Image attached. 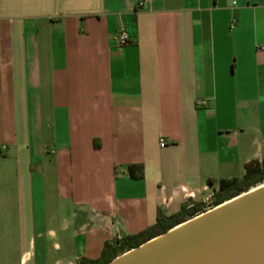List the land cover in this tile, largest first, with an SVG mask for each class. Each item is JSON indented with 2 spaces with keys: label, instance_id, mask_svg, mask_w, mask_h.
Wrapping results in <instances>:
<instances>
[{
  "label": "crops",
  "instance_id": "0c3cea01",
  "mask_svg": "<svg viewBox=\"0 0 264 264\" xmlns=\"http://www.w3.org/2000/svg\"><path fill=\"white\" fill-rule=\"evenodd\" d=\"M263 160L264 0H0V264L98 261Z\"/></svg>",
  "mask_w": 264,
  "mask_h": 264
},
{
  "label": "water",
  "instance_id": "95a60500",
  "mask_svg": "<svg viewBox=\"0 0 264 264\" xmlns=\"http://www.w3.org/2000/svg\"><path fill=\"white\" fill-rule=\"evenodd\" d=\"M108 264H264V184Z\"/></svg>",
  "mask_w": 264,
  "mask_h": 264
},
{
  "label": "trees",
  "instance_id": "16d2710c",
  "mask_svg": "<svg viewBox=\"0 0 264 264\" xmlns=\"http://www.w3.org/2000/svg\"><path fill=\"white\" fill-rule=\"evenodd\" d=\"M136 171V174H133ZM130 177L141 178L142 167L133 166L129 168ZM264 183V164L256 161L250 162L244 166V175L240 179H232L230 181H220L218 190L212 194L211 205L212 209L235 198L249 190L256 188ZM208 185H211L208 181ZM203 204L191 205L183 207L177 214L164 218L161 215L157 216L156 223L153 227L133 236L125 237L121 240H116L106 243L102 249L101 257L98 261L81 260L79 264H108L117 255L137 248L143 243L167 233L176 226L204 213ZM158 233V235H155ZM105 261V262H104Z\"/></svg>",
  "mask_w": 264,
  "mask_h": 264
},
{
  "label": "built area",
  "instance_id": "2783aa9c",
  "mask_svg": "<svg viewBox=\"0 0 264 264\" xmlns=\"http://www.w3.org/2000/svg\"><path fill=\"white\" fill-rule=\"evenodd\" d=\"M116 42L118 46H126L129 45L131 43V39L129 38V36L126 34L125 31H121L117 37H116ZM263 50V49H260ZM195 106L198 108H205L207 106L205 101H196L195 102ZM161 148H163L164 143L162 141H160V145Z\"/></svg>",
  "mask_w": 264,
  "mask_h": 264
},
{
  "label": "rangeland",
  "instance_id": "374dc122",
  "mask_svg": "<svg viewBox=\"0 0 264 264\" xmlns=\"http://www.w3.org/2000/svg\"><path fill=\"white\" fill-rule=\"evenodd\" d=\"M263 164H264V160H263ZM259 186H261V185H258L257 187H259ZM211 209H212V205H211V199H210L208 202L203 204V211L207 212V211H209Z\"/></svg>",
  "mask_w": 264,
  "mask_h": 264
}]
</instances>
